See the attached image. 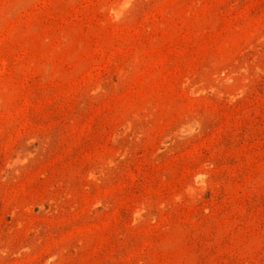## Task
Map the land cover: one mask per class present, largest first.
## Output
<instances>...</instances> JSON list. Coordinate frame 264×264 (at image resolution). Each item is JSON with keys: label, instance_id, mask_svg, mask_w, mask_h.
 Wrapping results in <instances>:
<instances>
[{"label": "rangeland", "instance_id": "374dc122", "mask_svg": "<svg viewBox=\"0 0 264 264\" xmlns=\"http://www.w3.org/2000/svg\"><path fill=\"white\" fill-rule=\"evenodd\" d=\"M0 264H264V0H0Z\"/></svg>", "mask_w": 264, "mask_h": 264}]
</instances>
